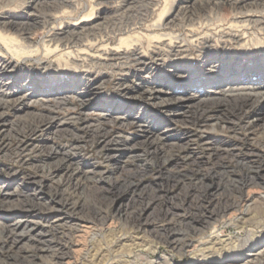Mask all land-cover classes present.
Here are the masks:
<instances>
[{"label":"rangeland","instance_id":"obj_1","mask_svg":"<svg viewBox=\"0 0 264 264\" xmlns=\"http://www.w3.org/2000/svg\"><path fill=\"white\" fill-rule=\"evenodd\" d=\"M231 1L0 0V60L11 62L1 70L0 91L7 100L19 99L0 116V193L5 192L0 200L12 207L6 211L11 215L2 219L11 224L22 219L25 202H17L16 194L36 196L38 180L43 183L40 196L48 200L49 191L56 189V198L70 204L61 216L51 206L37 205L26 217L50 248L41 253L37 240L25 237L9 253L55 264L54 245L64 242L60 264H130L126 255L133 243L152 241L154 229L194 215H201L192 220L194 227L204 231L196 234L198 241L237 239L234 253L243 254L238 264L249 260L250 245L264 249V239L248 241L250 230L257 234L264 228L239 231L228 223L240 209H228L216 221L209 214L217 199L226 197L228 175L241 177L251 165L264 179V96L243 120L224 105H210L231 87V78L238 84L264 82V0H235L241 7ZM162 32L176 35L178 43H169ZM133 44L147 59L143 66L123 60L116 68L105 61L108 49L131 51ZM245 54L251 55L244 60ZM151 87L162 91L154 97L147 92ZM184 91L196 93L194 105L203 104L207 111L187 110L174 98ZM38 113L47 120L34 135L13 130ZM252 124L256 130L251 131ZM99 126L103 133L94 132ZM158 134L163 153L148 154L155 145L144 148L145 139ZM18 140L27 144V152L15 151ZM109 152L112 160L107 159ZM61 157L69 168L56 166ZM200 175L215 187L212 194L184 182ZM131 183L137 184V192L132 193ZM240 194L243 210L264 202L260 183L244 186ZM167 209L175 213L174 220ZM137 213L142 230L133 220ZM4 240L0 235V243ZM153 246L151 253L137 250L136 264L162 259L164 264H201L194 258L198 252L190 253L193 246L183 255L164 244ZM8 252L0 253V264H26L14 262ZM230 262L217 256L210 264Z\"/></svg>","mask_w":264,"mask_h":264},{"label":"bare ground","instance_id":"obj_2","mask_svg":"<svg viewBox=\"0 0 264 264\" xmlns=\"http://www.w3.org/2000/svg\"><path fill=\"white\" fill-rule=\"evenodd\" d=\"M238 2L240 3V1H235V0L233 1L232 0L231 3H230V5H233V6L234 5H237L239 7L241 4L238 5L237 4ZM237 6H236V8H237ZM243 10L245 11V9H243ZM243 19H245V18H243ZM235 20H233L232 22L237 23V24L240 22L238 20H236V21ZM246 20H248V18ZM182 21H184V20H182ZM237 24H235V25H237ZM8 26L9 27H13V24L12 23H9ZM15 27H16V25H15ZM200 27H202V26H200ZM160 36H162V35H159V38H160ZM163 36H168V40L170 41L169 43H172L171 41H173V40H174V43H178L177 42L178 41V37H176V35H172L171 33H167V34H164ZM234 39L237 42H240L241 41L240 38H238V37L237 38L235 37ZM195 40H198L197 37L192 38L191 41L193 42ZM179 42L182 43V42H184V40H181ZM136 46H137L136 44L135 45L133 44V47L130 48V49H132L131 51L115 50V49H112V48L111 49H108L106 52L104 51L105 52L104 54L107 57L105 59V61L106 62L108 61L109 64H111V66H115V67L116 66H123L122 64H124L126 61L129 62V63L133 62L135 65L143 66L145 64V62H146L147 59L144 56H142L139 52H136L137 51V47ZM250 55L251 54H247V55L245 54L242 58L244 60H246V58H249ZM205 57L206 56H204V58ZM123 60L125 62H123ZM249 60H251V58ZM206 61H207L206 62L207 63L206 64L207 66L209 64L211 65L212 62H213L209 58H206ZM0 62H1V65H0V74H1V70H6V68L7 69L10 68L11 62L9 60H3V59L0 60ZM152 72H155V71L152 70ZM175 74H176V76L178 78L180 77V74L179 73H175ZM228 83H230V86L231 87L228 90H226V91H222L223 92V93H221L222 98H219L218 97L219 98L218 100L211 101L210 105H213L215 107H217L219 105H224L227 108L228 111L230 110V113H233V114H235V116H238V118L240 120L241 119L242 120L243 119H247L248 118L247 117L248 116V114H247L248 110L264 96V91L262 90V89H264V82H261V83L260 82H257V83H254V84H251V83H249V84H238L237 82H235V78H231ZM9 89H10V86H7V90H9ZM155 91L156 92L162 91V87H160L159 90H156L155 87H153V88L151 87L150 90L148 89L147 92L150 95L154 94V97H155V96H157V94H156ZM3 92L4 91H0V110H1L0 111L1 112L0 113V116L3 115V113L5 111L6 112L8 110L10 111V109L14 106L15 102H17L19 100V99L7 100L8 98H6V96L4 95ZM58 92H60V91H58ZM152 92H155V93H152ZM58 94H60V93H58ZM64 97L65 96H60L58 99H64ZM174 98H177L179 100V102L182 103V105L185 106V108L187 110L190 109V108L196 107L195 111H198L199 114L204 113V112L207 111L206 108H204V105L203 104L199 105V103H197L196 106L194 105L196 103L195 101H197L199 99V97L197 96L196 93H194V94L188 93V92L186 93V91L181 92V93L180 92H177V94H176V96ZM206 100H208V99H206ZM56 102H57V100H56ZM61 102H62V100L60 102H57V103L58 104H62ZM110 113H112V112H110ZM115 118H119V117H115ZM188 119H189V117H188ZM45 120H47V119H45L43 115H40L38 113V114L33 115V117L28 122L20 123L18 125L12 126V128H14L13 129L14 131L16 130V131L20 132V134H22L24 132H27L26 134L29 133V135H34L36 129L43 122H45ZM48 121H51V120H48ZM53 122H46V123L47 124L49 123L48 125H50V124L52 125ZM249 122L251 123V120L248 121L246 124H248ZM250 129H251V131H253V130H256L257 128L255 129V125L252 124ZM102 131L103 130L100 129V126L99 127H96L94 129V132H97V133H103ZM261 132L263 133L264 132V129H262ZM159 136L160 135L158 134V135H154V137L153 136H149L148 139H145L146 141H145L144 148H150L151 145H153V144L155 145V148L153 149V151H151L149 153L147 152L148 154H150V153L151 154H155V153H157V151L161 152V154L163 153V151H162L163 148H159L158 147L159 145L157 146V144L159 143L160 138H161ZM151 137H153V138H151ZM0 145H1V143H0ZM26 146H27V144H25L21 140H18L17 141V148H15L16 149L15 151H17L20 154H22L24 152H27L28 148H25ZM32 148H34V147H32ZM183 149H185V148H183ZM51 150H53L54 152H58L59 151L58 149H51ZM189 154L192 155V156L194 155L193 152H191ZM113 158H115L114 155L111 152H109L107 154V159L112 160ZM172 158H168V159L164 158V162H166L168 160H171ZM58 162L59 163L56 162V164H57L56 166H61V167L62 166H65V168H69V165L67 164V159L66 158L61 157ZM50 168L52 169L53 167H50ZM245 169L246 170L244 172V175L241 176V177L234 178V177L228 175L227 178H224L225 179V182L227 183V186H226L227 188L226 189L224 188V191L226 192L225 193V196L226 197H225V199H222V200H221V198L220 199H217L218 202H217L216 209L213 210V212H211L209 214L212 217H214V219L216 221V219L218 220V217L219 218H223L225 211H227L228 209H233V210H239L240 209V211H241L240 215L239 216L237 215V216H235L233 218H230L228 220V223L229 224H232L233 226H235V228L237 230H239V231H241L245 226H252L255 229H258V228L262 229V228H264V202L260 203V205L256 206V208H255V210H259L258 215H257L256 211L254 209L250 208V206H248V205L243 210V207L244 206L243 205H240V203L243 202V201H245V200L243 199V196L240 194V192H241V190H242V188L244 186H247V185H250V184L260 183L264 187V179H260L258 177L259 176L258 175L259 174V172H258L259 170L258 169H254V167H252L251 165L248 166V167H246ZM71 170H72V168H71ZM75 170L76 169H73V171H75ZM225 173H227V171ZM187 178H189V177H187ZM206 178L207 177H205L204 175H200V176H197L195 178H190V179H187V180L184 179V182L188 183L193 188L205 190V191L209 192L210 194H212L213 191H214V189H215V187H213L212 185H207L205 183ZM257 179H259L260 181L258 182ZM181 180H183V179L181 178ZM133 183L129 184L132 193L137 192V190H138L137 184L136 183L133 184ZM36 184H37V187L36 188H37V190H39L38 192H36V196H38L37 197L38 198L37 199L38 200L37 203L34 201L36 199V196H30V195H24V194L23 195L16 194V197H17L16 200H17V202H19L21 204L25 202V206H24L25 210H24V213H23L24 215L22 216V219L21 218L18 219L16 221V223H13V224L7 223L6 221H4L2 219V218H5V220H6V218H8V216L11 215L10 212H6V211L11 210L12 207H9V206L8 207L7 206L4 207L5 204L2 203V201L0 200V210H1L0 211V221H1L0 222V226H1L0 227V235L5 237V240L2 243H0V253L6 252V251L8 252L12 247L15 246V244L17 243V241L19 239H24L25 237H28L27 239H32V241L35 240L34 243L37 240V242L40 245L38 247V251L42 253L45 250L44 248L47 249L49 247L48 245L46 246V244H48L50 242H49V240H47V239L44 238V234L43 233L36 232L34 227L30 226L29 224H26L27 222H29L28 220H26V217H28L31 214V212H33V208L35 206H37V205H41L43 207H49V206H51V208L53 207V208L57 209L58 210L57 211L58 213H56L55 216H58V215L61 216V215L65 214V212L68 209H70L69 208V205L70 204L67 203L69 200L68 201L66 200L67 201L66 202L65 200L62 201V199H57L56 198L57 196H56V189L55 188H54L55 190H50L49 191V193H48L49 199L47 200L46 197L40 196V194H42L40 190L42 189L41 186H42L43 183L38 180L36 182ZM1 196L4 197L5 196V192L0 193V197ZM25 199L26 200H29V201L26 202V201H24ZM34 202H35V204H34ZM253 210H254L255 214L252 213ZM2 211H4V212L2 213ZM170 211H169V209H167V211L165 213H166L167 216H170V219L171 218L173 219V217L175 216V213L174 212H170ZM200 217H201V215H194L190 219H188L187 221H183V222L182 221H179V223H177V224H175V223L172 224V222H171V224L167 225L166 227H164L162 229H154L151 232L152 233L151 234L152 235V239H151L152 241L145 242L143 240L141 242H138V243H135V244L133 243L131 245V247L128 249L127 255H126V257L129 258L131 261H126V262L127 263H130V264H136V262H137V256H138L137 253H136L137 250L138 249H140V250H144L145 249L149 253L154 252V250L156 249V247L153 246V245L154 244H157V243L158 244H164L167 247H170L171 249L176 250L180 255H183L184 254L185 249H187L190 246H193V251H191L190 253H192L193 256H194L195 255L194 252L195 253L198 252V255L196 254L194 258L195 259H201V261L199 262L201 264H210L211 259L214 258V257H217V256H221V257L228 258L229 260H231L232 264L233 263H237L238 264L240 261H242L241 260V257H242L243 254H240L242 252V250H240L239 253H234V251L236 249L235 242H237V239L236 238H231L230 240L222 241V240H219L216 237H211L208 243H206V242L203 243L200 240L198 241L195 238L196 234L197 235H201V234L204 233L203 230H198V228L196 229L194 227L193 223H192L194 220H199ZM23 218L25 220H23ZM137 218H139L138 213L133 217V220L135 221V223L137 225L136 228L142 230V228H143L142 225L143 224L140 223ZM136 220H137V222H136ZM209 223H210V221H209ZM18 229H20V230L18 231ZM249 235H250V239L248 241H250V242H256L257 240H260L261 241V240L264 239V232H259V233L255 234L254 232H252V230H250ZM118 241L120 242L119 239H118ZM253 245H255V244H253ZM253 245H250L251 247L249 246V248H250L249 251L251 253L249 255V257H250L249 260L246 261L243 264H264V249L262 251H260V250L258 251V250L255 249V247H252ZM54 247H55V249H53V250H54V255L55 256H54L53 260H55V264H60V262L64 258V254H66V253L63 252V249L65 247H67V245L64 244V242L63 243H55ZM256 251H258V252H256ZM50 254H51V252H50ZM7 255L9 257L13 258V261L14 262H17V263H19V262L20 263L25 262L26 264H38L35 261L28 260V258H30L31 255H24V254L22 255V254H19V253H9V252L7 253ZM232 255H234V256H232ZM230 256H232V257H230ZM158 264H164V260L162 259L161 262L160 261L158 262Z\"/></svg>","mask_w":264,"mask_h":264}]
</instances>
